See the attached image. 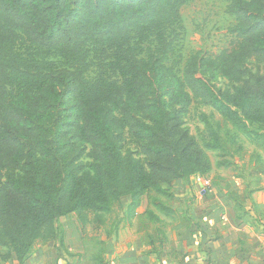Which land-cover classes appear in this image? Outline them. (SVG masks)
<instances>
[{
	"label": "trees",
	"instance_id": "16d2710c",
	"mask_svg": "<svg viewBox=\"0 0 264 264\" xmlns=\"http://www.w3.org/2000/svg\"><path fill=\"white\" fill-rule=\"evenodd\" d=\"M189 1L0 0L1 259L21 262L38 242L61 244L63 216L99 227L123 198L124 224L143 196L172 213L183 182L205 176L211 162L159 90L180 108L200 98L235 132L260 138L264 67L245 65H264V8L226 0L235 42L204 61L235 84L221 93L191 59L180 72V8ZM65 135L89 146L91 162L71 155ZM146 216L159 221L151 209Z\"/></svg>",
	"mask_w": 264,
	"mask_h": 264
},
{
	"label": "crops",
	"instance_id": "0c3cea01",
	"mask_svg": "<svg viewBox=\"0 0 264 264\" xmlns=\"http://www.w3.org/2000/svg\"><path fill=\"white\" fill-rule=\"evenodd\" d=\"M252 159L250 187L211 186L209 193L200 191L188 202L169 203L170 215L144 203L143 196L128 224L117 220L108 235L94 241L92 251L82 254L90 264H264L263 153ZM256 180L259 184L253 186ZM147 209L158 222L148 219ZM63 230L61 244L38 242L21 262L0 257V264H82L75 251L83 248V239L72 240L65 226Z\"/></svg>",
	"mask_w": 264,
	"mask_h": 264
},
{
	"label": "rangeland",
	"instance_id": "374dc122",
	"mask_svg": "<svg viewBox=\"0 0 264 264\" xmlns=\"http://www.w3.org/2000/svg\"><path fill=\"white\" fill-rule=\"evenodd\" d=\"M235 1L256 10L264 8V0ZM227 6L228 2L226 0H190L180 8L184 26L180 72L185 69L187 62L191 59L194 61L200 77L221 93L232 91L235 84L216 74L213 70L206 68L204 61L219 54L224 49L231 48L235 42L229 29L235 25L236 19L234 15L227 13ZM263 67L264 65L258 66L253 61H248L245 65L246 70L253 72ZM159 92L166 100L169 108L172 107L179 110L182 125L195 137L198 144L209 157L211 170L203 178L207 179L211 186L219 190L222 188L226 189L225 187L238 188V186L241 187L243 185L250 187L247 184V176L251 168L250 160H253L252 156L261 152L264 156V125L254 127L257 133L260 134V138L257 141H252L235 132L232 126L223 120L206 101L192 97L191 102L186 107L180 108V105L173 102L165 90H159ZM59 111H62V108ZM64 138L70 142L71 155L76 157L77 161L82 163L91 162L87 144L75 141L68 135H65ZM206 144H212L215 147L209 148ZM124 147L129 148L133 152L138 150L133 144L129 143L125 144ZM202 183V176H191L184 181L182 184L183 194L185 195L183 202H188L189 197L195 198V194L203 191ZM257 184H259L258 180L253 183V186ZM147 200L145 198L143 202H148ZM127 202L128 198L122 199L121 207L123 209ZM123 209L114 207L109 214L105 215V224L96 228H94L92 222L80 225L75 214L58 218L56 220L57 237H60L64 232L63 226L71 233L72 240L76 241V236L81 237L84 241L83 248L75 252L81 257L79 260L82 261V264H90L82 252L84 250L92 251L94 249V241L97 238L99 240L100 237L108 235L107 232L113 230V224L122 218ZM98 248L101 249L100 246ZM0 251L4 252L5 250L0 248Z\"/></svg>",
	"mask_w": 264,
	"mask_h": 264
},
{
	"label": "built area",
	"instance_id": "2783aa9c",
	"mask_svg": "<svg viewBox=\"0 0 264 264\" xmlns=\"http://www.w3.org/2000/svg\"><path fill=\"white\" fill-rule=\"evenodd\" d=\"M202 179H203V189H206V188H209L210 186H211V184L209 183V181L207 180V179H205V178H203V176H202Z\"/></svg>",
	"mask_w": 264,
	"mask_h": 264
}]
</instances>
